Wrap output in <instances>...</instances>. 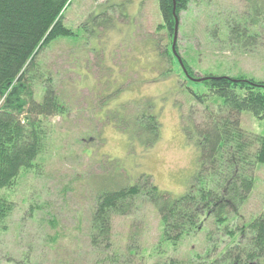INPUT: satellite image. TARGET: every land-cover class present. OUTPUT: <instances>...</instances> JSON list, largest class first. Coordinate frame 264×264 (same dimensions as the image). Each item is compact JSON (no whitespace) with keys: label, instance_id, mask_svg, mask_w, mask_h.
I'll return each mask as SVG.
<instances>
[{"label":"rangeland","instance_id":"obj_1","mask_svg":"<svg viewBox=\"0 0 264 264\" xmlns=\"http://www.w3.org/2000/svg\"><path fill=\"white\" fill-rule=\"evenodd\" d=\"M252 4L264 6V0H191L169 59L173 42L159 28L158 0L71 1L63 17L72 36L51 42L35 61L34 100L41 101L49 79L60 109L40 119L48 138L34 170L0 191L13 209L0 231V264H208L250 238L248 228L264 212V165L254 166L243 199L236 193L206 202L195 227L176 242L143 197L125 216L112 217L108 246L94 250L89 241L102 193L144 185V176L172 198L201 187L198 150L185 127L201 126L218 104L201 78L264 81V32L249 50L227 40L226 20L236 22ZM189 90L208 97L191 105ZM149 114L159 124L154 143ZM241 124L262 132L263 123L247 113ZM211 181L206 188L216 187ZM223 199L229 206L220 222L211 212Z\"/></svg>","mask_w":264,"mask_h":264},{"label":"trees","instance_id":"obj_2","mask_svg":"<svg viewBox=\"0 0 264 264\" xmlns=\"http://www.w3.org/2000/svg\"><path fill=\"white\" fill-rule=\"evenodd\" d=\"M71 1L0 0V191L11 189L22 171L34 170L36 159L45 150L48 132L40 126V119L56 115L60 107L49 79L44 84L41 101L36 103L34 100L35 61L51 42L72 36V31L64 26L63 17ZM190 2L158 0L162 22L159 28L166 33L170 46L175 20L178 28L179 16L187 11ZM261 15L264 18V6L252 4L235 16L236 22L227 19L229 45L243 50L254 48L259 31L264 32V23L258 19ZM173 57L171 50L169 59ZM199 84L204 85L210 95H198L189 90L191 105L203 104L204 97L218 102L213 106L215 113L205 114L201 126L192 122L191 128L185 127L189 141L195 140L198 150L195 180L202 183L201 187L196 185L187 194L172 198L150 185V177L144 176V185L134 183L98 195L90 220L89 241L94 250L109 245L112 217L125 216L138 197L156 207L170 230L168 240L176 242L195 227L202 210L209 207L206 202L234 197L236 193L238 196L243 194V199L244 193L250 190L254 166L264 165V81L208 75L202 77ZM244 113L263 123L260 134L242 126ZM147 117L146 129L154 136V143L159 124L156 116L149 114ZM208 179H212L213 184L216 181V187L206 188L204 183ZM228 202L223 199L216 203L214 211H209L217 221L226 220ZM12 211V205L0 197V231H5V221ZM248 230L250 238L244 244L233 242L230 249L208 264H264V212ZM230 235L233 234L227 236ZM208 256L206 254V259ZM170 264L184 263L173 261Z\"/></svg>","mask_w":264,"mask_h":264},{"label":"water","instance_id":"obj_3","mask_svg":"<svg viewBox=\"0 0 264 264\" xmlns=\"http://www.w3.org/2000/svg\"><path fill=\"white\" fill-rule=\"evenodd\" d=\"M177 21L175 20V24H174V33H173V46H172V51L173 53H175L174 51V45H175V42H176V39H177ZM179 61V60H178ZM181 63V62H180Z\"/></svg>","mask_w":264,"mask_h":264}]
</instances>
